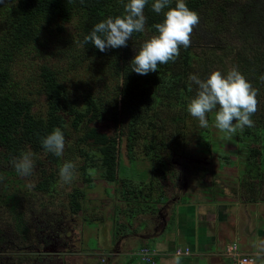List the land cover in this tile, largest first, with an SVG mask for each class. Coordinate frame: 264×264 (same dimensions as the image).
<instances>
[{
	"label": "rangeland",
	"instance_id": "1",
	"mask_svg": "<svg viewBox=\"0 0 264 264\" xmlns=\"http://www.w3.org/2000/svg\"><path fill=\"white\" fill-rule=\"evenodd\" d=\"M126 2L106 0L104 5L122 16ZM175 3L171 0L170 7ZM185 3L200 17L191 45L180 48L176 63L158 65L157 72L130 77L128 61L135 46L156 34L152 25L162 22L163 13L147 22L144 32L133 33L127 47L105 52L81 47L78 12L63 22L51 21L48 29L40 18L24 49L8 58L6 85L31 117L51 120L43 67L55 71L69 107L67 112L61 107L49 129L63 132L62 156L24 140L13 151L0 145V264H105L106 259L122 264L123 255L109 254V235L119 238L125 222L158 221L154 213L166 211L189 188L213 201L236 202L241 216L249 212L256 227L264 226V83L259 80L264 75V0ZM15 4L0 2V31ZM233 66L259 90L258 108L254 126L225 137L214 127V112L207 114L208 128L187 112L196 94L188 77L203 80L213 71L226 75ZM91 129L114 144L112 176L106 174L100 144L86 138ZM28 151L35 164L23 177L10 161ZM65 162L76 165L69 184L58 176ZM254 264H264V255L254 256Z\"/></svg>",
	"mask_w": 264,
	"mask_h": 264
},
{
	"label": "clouds",
	"instance_id": "2",
	"mask_svg": "<svg viewBox=\"0 0 264 264\" xmlns=\"http://www.w3.org/2000/svg\"><path fill=\"white\" fill-rule=\"evenodd\" d=\"M147 4L148 0H127L123 3L124 14L96 23L90 33L83 37L81 47L91 43L100 52L110 48L127 47L133 33L145 31L144 9ZM170 4L171 0H153L151 4L153 12L163 13V20L152 25L156 34L144 41L132 57L129 64L131 71L136 74L157 72L158 65L174 62L179 56L180 48H188L191 45V35L199 24V15L187 7L185 0H176L175 7H170ZM188 79L196 86V94L188 102L187 112L198 120L201 128L209 127L207 114L213 112L214 127L225 137H231L238 130L243 131L245 127L254 126L252 116L258 108L259 90L252 86L237 67L233 66L226 75L213 71L203 80L195 74H190ZM259 80L264 83V75H261ZM40 143L46 152L57 157L62 156L64 152L65 138L59 128L43 137ZM33 157L32 152H24L19 157H13L10 163L17 173L27 177L33 172ZM75 172V164L63 163L58 170L60 181L64 184L71 183ZM29 187L34 185L30 184ZM253 246L257 257L264 255V240L257 239ZM174 264H180L179 256L174 259Z\"/></svg>",
	"mask_w": 264,
	"mask_h": 264
},
{
	"label": "crops",
	"instance_id": "3",
	"mask_svg": "<svg viewBox=\"0 0 264 264\" xmlns=\"http://www.w3.org/2000/svg\"><path fill=\"white\" fill-rule=\"evenodd\" d=\"M203 194L196 189L182 190L164 207L166 211L154 213L158 221L137 220L131 226L125 222L119 238L109 235V254L117 259L123 255L122 264H145L133 251L148 241L152 245L147 246L157 252L153 264H174L177 256L180 264H234L233 258L223 253L224 246L230 243L237 244L241 253L257 256L253 245L257 239L264 240V226L256 227L249 212L247 217L245 213L241 216L236 202L213 201L203 198ZM176 247H188L189 252L175 255Z\"/></svg>",
	"mask_w": 264,
	"mask_h": 264
},
{
	"label": "trees",
	"instance_id": "4",
	"mask_svg": "<svg viewBox=\"0 0 264 264\" xmlns=\"http://www.w3.org/2000/svg\"><path fill=\"white\" fill-rule=\"evenodd\" d=\"M105 2L106 0H83V3L81 0H16L15 6L10 7V14L4 16L5 24L0 31V145L13 151L17 141L24 140L41 148L40 141L50 133V126L56 122L58 111L62 106H65V112H67L69 107H67L64 89L55 77V71L49 67H43L41 75L51 120L49 123L31 117L27 113L26 104L19 97H15L6 85L5 63H8V58L24 49V42L32 38L33 26L40 18L42 21L44 20L48 29L51 28L49 27L51 21L63 22L74 12H78L76 20L81 25L78 36L80 37L82 34L81 40H83V37L90 33L96 23L108 17H117L115 10L105 8ZM152 3V0H148L144 9L146 24L161 16V14L152 11ZM35 29L37 30L38 27ZM60 29L61 27L57 26V30ZM262 30L264 31V25ZM84 46L86 49L98 51L91 43ZM139 48L135 46L133 56ZM255 56L258 55L255 54ZM128 63L130 62L128 61ZM128 69V74L132 77L133 71L130 67ZM86 138L100 144L99 151L106 174L112 176L115 165V148L111 138L92 129L89 130Z\"/></svg>",
	"mask_w": 264,
	"mask_h": 264
},
{
	"label": "built area",
	"instance_id": "5",
	"mask_svg": "<svg viewBox=\"0 0 264 264\" xmlns=\"http://www.w3.org/2000/svg\"><path fill=\"white\" fill-rule=\"evenodd\" d=\"M188 247H176L173 250L175 255H182L188 253ZM224 254L233 258L234 264H254V258L250 254L241 253L237 249V244L230 243L224 246ZM133 254H135L138 261L145 264H153L154 257L157 254L156 249L147 245H141L134 249Z\"/></svg>",
	"mask_w": 264,
	"mask_h": 264
}]
</instances>
